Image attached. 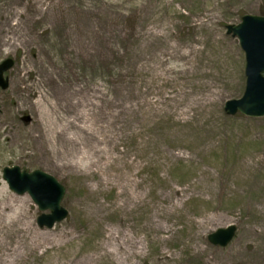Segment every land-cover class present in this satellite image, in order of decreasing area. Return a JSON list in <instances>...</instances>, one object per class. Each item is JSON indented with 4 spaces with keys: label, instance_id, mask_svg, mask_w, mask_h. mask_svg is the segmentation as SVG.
<instances>
[{
    "label": "rangeland",
    "instance_id": "obj_1",
    "mask_svg": "<svg viewBox=\"0 0 264 264\" xmlns=\"http://www.w3.org/2000/svg\"><path fill=\"white\" fill-rule=\"evenodd\" d=\"M28 1L0 0V7L23 22ZM33 2L46 8L45 24L31 33L36 38L0 41V63L13 61L4 73L8 86L0 87V206L6 197L20 198V215L33 232L25 235L26 245L31 239L38 244L46 232L57 239L73 222L74 239L50 252L77 251L86 264H121L110 255L89 259L106 229L115 233L108 248L119 256L130 252L131 240H142L144 248L125 264H206L212 258L264 264V116L224 109L246 84L245 53L227 26L245 14L259 15L264 0ZM38 56L48 58L53 81L47 84L32 65ZM45 89L49 104L81 105L66 107L58 123L68 129L51 143L37 140ZM84 108L90 115L79 117ZM118 152L140 163L136 178L146 198L132 211L118 209V188L102 182V174L118 179L126 173L119 159L106 165ZM63 161L70 167H61ZM15 165L44 171L63 185V220L51 228L38 225V216L50 210L8 186L2 170ZM160 193L167 200L160 202ZM160 203L169 205L159 216L169 227L164 230L150 222ZM229 225L236 232L228 245L209 241V234ZM196 243L202 254L195 253ZM37 255L27 253L18 264H42Z\"/></svg>",
    "mask_w": 264,
    "mask_h": 264
},
{
    "label": "bare ground",
    "instance_id": "obj_2",
    "mask_svg": "<svg viewBox=\"0 0 264 264\" xmlns=\"http://www.w3.org/2000/svg\"><path fill=\"white\" fill-rule=\"evenodd\" d=\"M25 7H27V12L28 10L30 12L26 14V18L23 20V22L19 20L13 21L15 13H13V15L11 14V8L7 9L0 7V41L3 42V45L14 44L18 41L27 42L30 38L35 39V35H31V33L39 34L36 26L45 24L46 8L44 9L41 6H38L37 3L33 2V0H29L27 6ZM2 16H4V18H1ZM63 22L65 21H62V23ZM3 31L5 35L2 34ZM7 33H10L11 35H8ZM4 37L8 38L5 39ZM1 50L2 49L0 47V51ZM66 53L67 49L64 54ZM36 58L37 59L35 60V62H33L32 65L36 68V71L40 76V79H38L39 82L47 84L48 81H53V77L52 75H50L52 72L49 71L45 66V62H48V58L45 56H38ZM66 58L69 63L72 62V49H68V55ZM26 69L27 67L24 61L23 68L17 73L18 79H21L23 77V71ZM44 94H48V91L46 89L44 90V92L40 91V96L43 99V113L41 114L43 130L41 134L37 136V140H43L41 139L43 137L45 138L44 140L46 143L47 141L51 143L52 137L54 138L55 136L59 135L64 136V132L68 129V123L66 124L58 122L61 120V118H65L64 113H66V107H69L72 102L70 101L67 105H65L61 101L56 100L55 104H49L46 101L47 99L44 98ZM38 104H40V102H38ZM79 104L80 102H77V104L71 106H81ZM55 105L57 107H55ZM53 108H55L56 110L55 113H52ZM88 115H90V110L84 108L79 117ZM80 129L84 128L80 127ZM126 156L127 154L125 152L124 154H122V152H118L115 156H108V161L106 163V165L110 163L115 164L114 162L117 161L116 159H119L126 168V173L124 175L119 176L118 179H110L107 174H102L103 177L102 175L101 177L102 182L106 187L112 185L113 187L118 188L116 207L121 210L132 211L135 208L136 204L145 200L146 191L142 190L140 181L136 178L138 172L136 169L139 168V161L129 156H127L128 158H126ZM124 158L129 161L125 160ZM60 165L63 168H69L71 164L69 162L63 161ZM131 167L136 171L134 172L133 170H131ZM3 191H5V187H2V189L0 190V194ZM159 197L161 199L160 202L167 200V196H165L163 193H160ZM20 202L22 201L18 197H15V200H12L11 202L9 197H6L2 201V206H0V264H18V259L20 257L24 258L27 253L32 254L35 252H38V258L44 260L42 264H86L81 260V258H79L77 251H68L60 254L56 252H50L53 247L63 246L74 239L76 228L73 226V222H71L68 226H65L58 232L57 239L52 236L53 232H46L44 234V237L41 238L42 240L38 244H35V240L31 239L30 244L26 245L25 235L29 232H31L30 235H32L33 232L29 230L31 228L28 224L29 222L27 223V217L23 214L20 215ZM159 206L160 207L156 206V210L152 215L150 222L155 225L156 230H164L169 227L168 225L159 221V216L165 213H169V205L161 207L162 203H160ZM207 221L208 220L206 219L198 221L199 226H205ZM106 231L108 235L105 237V241L102 244L98 245V252L90 256L89 259L100 260L101 257L110 255L112 257L114 256L121 264H125L124 261L127 259V257L130 256V254L139 253L144 248L141 239L135 241L131 240L130 252H126L127 255L124 257L122 255L119 256L114 250L108 248L110 239L114 238V231L109 229H106ZM49 235H51L52 238H48ZM130 237H132V235H130ZM22 240L23 242H21ZM200 247L201 246L197 243L194 246V249L196 250L195 253H197L198 255L202 254L203 252V249H200ZM206 264H224V262L222 259L214 260L212 258L210 261L208 260Z\"/></svg>",
    "mask_w": 264,
    "mask_h": 264
},
{
    "label": "water",
    "instance_id": "obj_3",
    "mask_svg": "<svg viewBox=\"0 0 264 264\" xmlns=\"http://www.w3.org/2000/svg\"><path fill=\"white\" fill-rule=\"evenodd\" d=\"M227 33L239 39L245 53L246 85L241 98L227 100L224 109L228 114L237 111L251 117L264 116V16L246 14L235 25L227 26ZM13 64L11 59L0 63V87L7 88L8 80L4 77ZM3 178L16 193H28L40 210L37 218L40 227L51 228L55 222L63 220L68 212L61 206L65 188L55 177L41 170L31 172L21 170L18 166H6L2 170ZM235 225L219 228L208 235L214 245L226 246L235 236Z\"/></svg>",
    "mask_w": 264,
    "mask_h": 264
},
{
    "label": "trees",
    "instance_id": "obj_4",
    "mask_svg": "<svg viewBox=\"0 0 264 264\" xmlns=\"http://www.w3.org/2000/svg\"><path fill=\"white\" fill-rule=\"evenodd\" d=\"M260 14H261V15H264V10H262V11L260 12Z\"/></svg>",
    "mask_w": 264,
    "mask_h": 264
}]
</instances>
